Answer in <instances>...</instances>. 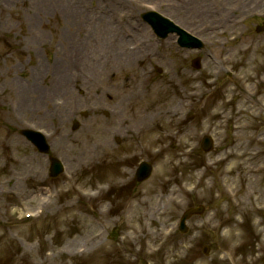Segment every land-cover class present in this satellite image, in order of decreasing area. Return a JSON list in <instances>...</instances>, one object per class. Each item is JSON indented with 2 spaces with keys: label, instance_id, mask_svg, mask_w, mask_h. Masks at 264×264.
Returning a JSON list of instances; mask_svg holds the SVG:
<instances>
[{
  "label": "rangeland",
  "instance_id": "1",
  "mask_svg": "<svg viewBox=\"0 0 264 264\" xmlns=\"http://www.w3.org/2000/svg\"><path fill=\"white\" fill-rule=\"evenodd\" d=\"M244 3L0 0V264H264V30L254 31L264 6L250 17ZM56 6L69 8L81 30ZM149 10L198 39L201 51L179 49L174 35L156 39L139 20ZM65 34L79 64L67 63L61 80L37 72L43 52L57 59ZM121 50L132 61L99 77L102 54ZM22 129L45 136L62 175L48 177L46 157ZM204 135L214 143L207 155ZM79 148L91 155L79 157ZM143 160L153 171L138 185ZM190 205L205 211L180 234Z\"/></svg>",
  "mask_w": 264,
  "mask_h": 264
},
{
  "label": "bare ground",
  "instance_id": "2",
  "mask_svg": "<svg viewBox=\"0 0 264 264\" xmlns=\"http://www.w3.org/2000/svg\"><path fill=\"white\" fill-rule=\"evenodd\" d=\"M59 12H65L66 14H68L69 15V17H70V14H71V11H70V9L68 8V10H60L59 8H58V6H56L55 7ZM118 42H121V40L119 39L118 40ZM128 51V50H127ZM117 53H114V52H109V54H107L106 55V53H104V54H102V58H104V57H107V60L105 61L106 62V65L104 66V68L103 69H101V67L100 68H97V69H99V71H97L99 74V77H102L101 75H103V73H106L107 71H111V69H113V67H117L119 64L123 67V68H126L125 66H126V63H130L132 60V55H134L133 54V52L132 53H128V52H126V51H123V50H121L120 52H118V51H116ZM114 53V54H113ZM110 54H113V55H110ZM131 58V59H130ZM111 64V66H109L108 67V65H110ZM71 75H73V77L75 78V76H77V75H75V74H71ZM36 78H37V76H35V80H36ZM52 88H54V87H52ZM35 93H37V91H35ZM17 94H18V92H17ZM32 105H33V108H34V111L36 112V111H39V106H40V100L38 99V98H34L33 99V103H32ZM171 111H170V109H165L160 115H161V117H163L164 115H167L168 113H170ZM20 122V121H19ZM148 124V118H147V115L146 114H144V113H140L139 115H137V120L134 122V125L136 126V127H138V128H140V129H142V128H144V127H146V125ZM244 126V125H243ZM242 126V127H243ZM81 146H83V147H86L87 145H81ZM237 146H238V144H237ZM236 155H237V158L234 160V159H231V160H228L227 161V165H225L224 166V172L226 173V174H229V173H231L232 171H233V169L236 167V166H238L240 163L237 161L240 157L242 158V156H243V154H242V152L241 153H235ZM91 155V151H90V149L89 148H86V149H82V148H79V152H78V156L79 157H84V156H90ZM245 162H247V160L246 159H243ZM261 160H263L264 161V157H261ZM257 170V169H256ZM248 172H249V170L247 169V168H244V170H242V171H239V174H241V175H243V177H244V175L245 174H248ZM33 175H35V173L33 172ZM232 184H234V183H232ZM245 196H249V192H246L245 193ZM242 209H244L243 207H241ZM98 236H96V238H97ZM96 238H91V240H94V239H96Z\"/></svg>",
  "mask_w": 264,
  "mask_h": 264
},
{
  "label": "water",
  "instance_id": "3",
  "mask_svg": "<svg viewBox=\"0 0 264 264\" xmlns=\"http://www.w3.org/2000/svg\"><path fill=\"white\" fill-rule=\"evenodd\" d=\"M154 22L155 23H157V21L156 20H154ZM163 27H164V25H163ZM182 34V33H181ZM183 35V34H182ZM185 36V35H184ZM184 36H181V42H183V43H187V42H189L188 41V39L187 38H185ZM37 140H38V142H39V144H40V139L39 138H37ZM148 167L147 166H144V167H142L141 169H140V178H144V177H146L147 175H148ZM56 173H58V168L55 166V168H52V176H55L56 175ZM191 212H188L187 214H186V216L188 215V214H190Z\"/></svg>",
  "mask_w": 264,
  "mask_h": 264
}]
</instances>
